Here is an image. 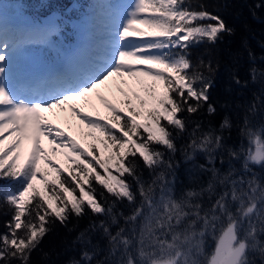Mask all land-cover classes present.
I'll list each match as a JSON object with an SVG mask.
<instances>
[{
  "label": "snow or ice",
  "instance_id": "snow-or-ice-1",
  "mask_svg": "<svg viewBox=\"0 0 264 264\" xmlns=\"http://www.w3.org/2000/svg\"><path fill=\"white\" fill-rule=\"evenodd\" d=\"M256 7L264 8V0ZM82 23L89 27L86 59L72 70H42L30 62V46L59 53L56 19L21 27L0 6V207L11 214L0 232V264H31L57 222L67 226L70 217L88 211L110 220L92 222L80 233L76 239L84 247L72 264H264V171L254 170H264V124L252 123L264 108V93L248 107L240 129L248 147L226 145L224 130L233 127L228 117L207 131L202 120L190 119L205 105L210 115L217 110L211 102L212 53L195 49L214 47L233 29L206 3L192 0H94ZM258 76L264 72L253 67L252 81ZM113 77L123 85L131 78V94L118 84L124 93L118 103L101 95L108 115L94 117L73 102L88 104L90 94ZM56 109H70L94 142L85 146L55 123ZM185 133L190 174L194 180L198 173L210 176L177 195L174 156ZM46 139L52 148L45 147ZM62 149L68 167L53 159ZM198 152L212 167L195 163ZM222 153L227 171L215 165L218 156L224 163ZM125 199L132 214L113 234V207ZM96 230L108 240L103 259L92 244Z\"/></svg>",
  "mask_w": 264,
  "mask_h": 264
},
{
  "label": "trees",
  "instance_id": "trees-1",
  "mask_svg": "<svg viewBox=\"0 0 264 264\" xmlns=\"http://www.w3.org/2000/svg\"><path fill=\"white\" fill-rule=\"evenodd\" d=\"M93 0H0V5L5 6L12 11L14 4H17L22 12L30 13L33 19L41 20V16L48 11H57L61 15L65 11H69L72 17L80 18L88 13L89 7ZM193 3H206L211 10L218 12L223 16L228 25L233 29V33L225 35L223 40L214 47L209 45H201L195 52L204 54L212 53L213 67L216 69L213 73L214 85L211 89V102L216 106V112L209 114L207 106L199 116L190 117V119L202 120L203 130L207 131L209 124L219 129L225 117H228L233 124L230 129L224 130L225 143L229 147H239L241 143L248 147L247 138L242 137L240 129L243 125L244 116L248 107L254 102L255 97L264 93V76H258L255 81L251 79V69L257 68L260 72H264V8H257L256 5L260 0H192ZM72 19V18H71ZM71 19L69 21H71ZM76 30H80L79 26L71 21ZM208 59V56H205ZM218 64V67H217ZM238 76L241 80L240 84L235 83L233 76ZM244 81H248L247 84ZM143 94V93H142ZM113 103H118L117 98L107 95ZM264 100V96H261ZM138 103V101H137ZM252 123L256 126L264 124V108H259L256 115L252 117ZM194 125L189 126V132ZM87 133V132H85ZM86 136L84 133L82 136ZM81 136V139H82ZM93 140L87 142L85 146L90 145ZM190 143L188 133L178 137V152L175 154V161L179 162L176 169L177 182L175 191L179 195L183 190L194 187L201 181H207L210 173H198V180H194L190 174L192 162L184 160L183 149ZM101 151L107 156V150L101 146ZM224 163L221 164L220 156L217 157L215 165L222 171L228 169V157L226 153H222ZM195 163L205 164L212 167L208 163L207 154L198 152L196 154ZM237 168L241 167V163L233 161ZM68 167V164L65 165ZM140 168L145 180L151 178L149 170L140 163ZM261 172L259 167L254 169ZM51 179V177H50ZM63 179V175L61 176ZM206 186V184H205ZM108 204L113 203V198L106 193ZM4 213H8L5 215ZM113 213L117 216V225H111L110 230L113 234L118 230V225H124V216L132 214V205L126 199L116 201L113 207ZM123 213V215H121ZM11 218L10 212L6 207H0V232H4L5 223ZM102 220H110V217L93 214L88 211L83 217H70L67 226L57 222L53 226V230L45 236L41 245L32 253L31 264H72L73 260L80 259L82 249L84 247L77 237L80 233L89 228L92 222L99 225ZM92 244L99 245L101 254L97 259L104 258V251L108 247V240L102 233V230H96L90 233ZM209 247L214 246L211 238L208 241Z\"/></svg>",
  "mask_w": 264,
  "mask_h": 264
},
{
  "label": "rangeland",
  "instance_id": "rangeland-1",
  "mask_svg": "<svg viewBox=\"0 0 264 264\" xmlns=\"http://www.w3.org/2000/svg\"><path fill=\"white\" fill-rule=\"evenodd\" d=\"M116 2H118V0H116ZM91 9H92V7H91ZM4 12L9 15L10 20L14 19L15 16L17 15L19 18L23 19V22L25 21V16L23 15V13L20 12V9L15 7V6L13 8V13H7L5 10H4ZM64 16L65 17H64V19H62V22H63V26L65 28L64 29L65 33L63 35H60V33H59L58 36L54 37L55 40L59 41V42H56V44L58 45V47L60 49L59 53L55 49H52L49 47H48V50L47 49L43 50V47L46 45H42V44L31 45V47L34 49V53L36 56H38V55L43 56L42 60H44V58H45V61H46V59H48V60L50 59L51 61L56 60L57 57L61 56V53L66 48V46L70 45L72 43V42H70L71 39H75L74 38L75 28L71 25V22L65 21L66 19H69V17L71 16V13L69 11L64 10ZM80 18H82V21L85 19L84 17H80ZM80 26L84 27V31H83L84 33H82L78 39H81L80 43L83 44V42H84L86 44V46L89 48L90 40H88L87 37H83L84 35H86V30H87L88 25L81 23ZM88 37H89V34H88ZM84 38H86V39H84ZM65 42H66V44H64ZM74 45H76V44H74ZM33 56H34V54H33ZM62 59H64V58H61L60 61ZM34 61H35V59H34ZM120 79L121 78H119V77H113V78H110V80L107 81L104 85L98 86V88L93 93L90 94V100H89L88 104H85L83 99H79V100H76L73 102L76 103L78 106H80L85 112H91L94 117L97 114L108 115L109 111L105 107L103 101L100 99L101 95L107 97V99L109 101H111V100L107 96L108 94H110L113 98H117L118 100L122 99L124 96V93H121L118 90V87H117L118 84L120 87H123L125 89V92H128L129 94H131V88L129 85L132 84V79L128 78V77L124 78V79L129 80V85L120 84ZM136 87L138 88L139 86H136ZM120 106H122V105H120ZM55 111L58 113V117L55 119V123H58L62 128H64V130L66 132H70L79 142L86 144L87 142H90L93 140V138L90 136H85V137H84V135L82 136L83 133L89 132V131H91V129H89L87 127L86 123H81L80 118L78 116H76L74 113H72L70 109L67 111H62L61 109H56ZM69 125H71V127H69ZM5 135H7V134H5ZM81 136H82V139H81ZM5 143H7V141ZM44 144H45L46 148H52L53 147V145H50L48 143L47 139L44 141ZM65 151H67V150L62 149L56 155L53 156V159L57 160L64 167H65V165H67V164L69 165L71 163L67 159V157L63 154ZM40 184H41V182L38 180L37 185L39 186Z\"/></svg>",
  "mask_w": 264,
  "mask_h": 264
},
{
  "label": "bare ground",
  "instance_id": "bare-ground-1",
  "mask_svg": "<svg viewBox=\"0 0 264 264\" xmlns=\"http://www.w3.org/2000/svg\"><path fill=\"white\" fill-rule=\"evenodd\" d=\"M84 39H86V38H84ZM88 49L89 48L86 46V44L84 42H83L82 46H78L75 48V51L73 52V54L76 55V59H77L76 65L82 63L86 59V57L88 55ZM54 61L55 60H53L52 62H53V65L55 66V68H57L59 70H66L65 66L62 63L61 64H60V62L54 63ZM61 61H66V60L62 59ZM67 70H68V68H67Z\"/></svg>",
  "mask_w": 264,
  "mask_h": 264
},
{
  "label": "water",
  "instance_id": "water-1",
  "mask_svg": "<svg viewBox=\"0 0 264 264\" xmlns=\"http://www.w3.org/2000/svg\"><path fill=\"white\" fill-rule=\"evenodd\" d=\"M56 17H57V15H56L55 12H48L47 15H44V16L42 17V20H43V22H47V21L50 20V19H53V18L56 19ZM29 21H30V18H29ZM73 21H74L76 24H79L78 21H75V20H73Z\"/></svg>",
  "mask_w": 264,
  "mask_h": 264
}]
</instances>
